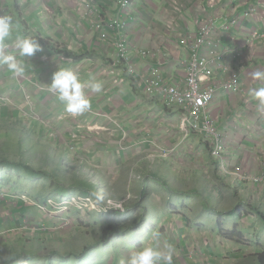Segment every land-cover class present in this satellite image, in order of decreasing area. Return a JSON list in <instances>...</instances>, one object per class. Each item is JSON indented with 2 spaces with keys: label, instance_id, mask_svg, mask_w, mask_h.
I'll list each match as a JSON object with an SVG mask.
<instances>
[{
  "label": "crops",
  "instance_id": "0c3cea01",
  "mask_svg": "<svg viewBox=\"0 0 264 264\" xmlns=\"http://www.w3.org/2000/svg\"><path fill=\"white\" fill-rule=\"evenodd\" d=\"M82 1L0 0V15H12L15 21L9 44L17 35H27L36 37L42 46V51L34 56L21 58L25 61L23 76L14 77L6 67L0 66V100L4 96L14 100V106L0 101V120L19 116L15 127L21 131L28 129L43 142L49 137L56 148L64 147L62 151L69 153L68 142L76 134L80 149L73 156L79 158V163L87 161L99 171L107 168L116 176L125 171L131 176L126 165L134 161L145 162L144 166L150 169L148 159L154 158L150 151H155L156 146L169 147L174 153L185 146L191 163L198 169L185 170L181 175L185 177L184 182L204 176L212 183L222 173L228 177L225 181L232 183L223 191L233 193L229 199L233 208H226L215 192H200L198 186L171 189L175 196L165 191L163 197L169 195V202L157 201L161 203L163 214L159 216L163 220L152 228L162 236L160 245L165 242L174 245L173 264H236V257L250 256L254 252L243 256L241 243L226 238L221 228L234 219L242 236L254 244L257 241L263 244L264 183L245 181L241 177L237 180L224 174L211 156L207 142L203 140L209 154L199 145L202 136L191 134L185 138L181 133L180 111L164 107L160 100L147 98L143 90L152 67H157L161 59L164 81L183 82L189 50L180 44V35H196L202 26L211 24L212 38L221 50L233 53L238 49L243 54L238 65L241 91L236 94L220 88L210 106L224 136L225 162L232 172L258 176L264 162V114L256 111L258 101L250 89L264 87V81L251 78L252 72L264 71V41H256L249 47L248 40L254 32L264 34V0H133L127 11L121 9L120 0H97L99 12L94 15L87 14ZM98 19L119 24L104 39L102 32L93 26ZM120 38L130 49L134 73L127 72L124 63L118 61L116 41ZM139 50L162 52L156 58H144L138 55ZM165 52L170 55L165 57ZM59 67L74 69L82 81L94 77L103 84L100 93L85 89L91 107L79 116L67 113L64 104L48 91L51 76ZM212 74L215 83L223 81L219 67H212ZM28 95L31 104L24 99ZM21 121L23 125H17ZM21 135L14 140L18 141L17 145L25 141ZM207 159L211 164L216 163L218 169L206 162ZM198 182L204 183V180ZM208 200L212 201L208 203ZM1 203L5 207L3 211L0 209L3 227L11 226L13 214L15 224L22 222L15 211L18 207H12L11 201ZM25 206L24 212L36 210L32 205ZM239 207L244 211H238ZM39 216L35 220L52 224ZM208 222L211 232L207 230ZM47 240L55 242L56 238L49 236ZM126 248L118 255L120 264L131 252ZM254 255L264 264V258H259L264 255V249H257ZM105 260L93 264H102ZM110 261L107 258L106 264Z\"/></svg>",
  "mask_w": 264,
  "mask_h": 264
},
{
  "label": "rangeland",
  "instance_id": "374dc122",
  "mask_svg": "<svg viewBox=\"0 0 264 264\" xmlns=\"http://www.w3.org/2000/svg\"><path fill=\"white\" fill-rule=\"evenodd\" d=\"M27 97L24 96L26 102L29 100L28 98H31L30 96ZM1 101L8 106H14L12 103L14 100L9 96L1 97ZM35 112L37 113V111ZM36 117L38 118V115ZM19 119V116L16 118L13 116L11 120H0V159L23 160L36 168L47 169L50 172L57 171L59 174L51 178H30L25 174L18 176L16 170L5 166L0 167V205H3L2 201H11L12 207L21 208L15 209V211L19 213L20 219L21 217L23 219L22 222L19 220L15 224L13 214L10 217L11 226L5 225L4 227V222L0 219V247H2L0 257H7L6 264H93L95 261L100 263L105 258L106 260L102 264L107 263V258L112 260L109 264H120L118 255L121 254L123 247L132 251L139 244L149 241L152 228L155 227L154 224L163 220L159 216L163 214L161 203H157V201L161 199L164 202H169V195L166 197L163 195L166 193L165 191L172 196L177 195L171 190L176 187L183 189L182 186L191 185L190 187L198 186L200 192L203 190L210 194L215 192L217 196L221 197L226 208H233L229 200L233 193L229 194L223 191L228 187L227 184L232 185V183L225 181L228 177L222 173H218V181L215 180L216 182L212 183L209 182V178L204 179V176L195 178L188 183L184 182L185 177L181 175L184 174L185 170L190 167L198 169L191 163L192 159L190 160L188 156L189 149L185 146L176 153H174V149L169 147L156 146L155 151H150V154L154 155L153 159H148L151 163L150 169L148 166H144L145 162L134 161L130 165H126L131 176L127 175L126 171L124 174L119 172L116 176L115 172L110 174L107 168L99 171L87 161L79 163V158L74 156L80 148L74 151L69 150L70 153L64 152L62 151L64 147L58 149L50 144L51 140L48 134H46L47 142L44 141V143L46 142L45 145L49 146L48 151L33 145L34 142L31 139H38L34 133L31 134L27 131L28 129L21 131L14 126L15 123L19 122ZM34 120L36 119L34 118ZM17 125H23V122L21 121ZM49 126L51 127V125ZM21 133L23 137L29 136L30 141H28L27 147L20 149L16 145L18 141L14 142V140L20 138ZM75 140L77 139L71 135L68 143H74ZM203 140L205 139H199V145L202 146L205 153L209 154L207 148L204 147L205 142ZM43 159L44 161H42ZM45 159H50L51 162ZM207 161L211 164L210 160L207 159ZM62 164L64 165L63 168H57ZM211 165L216 170L218 169L216 163ZM9 178L12 181L10 183L5 182ZM78 178L94 180L98 184L99 193L112 197L119 202L125 201L124 211L114 213L112 211H88L85 208L73 206L77 205V199L71 198L72 204H69L71 195L62 197L63 193L56 194L55 189L59 184L74 186L77 184ZM200 179L204 180V183L198 182ZM141 188L144 190L141 191ZM72 194L78 195L75 192ZM134 197L139 198L135 199ZM211 201L208 200V203ZM26 204L32 205L36 210L31 213L26 209L24 212ZM3 206H0L1 211L5 209ZM238 211H244L243 207H239ZM39 215L52 224L46 225L45 222L35 220L40 217ZM206 225L209 227L207 230L211 232L212 227L209 222ZM235 226L239 230V225H236V220L233 219L230 223L222 226L221 233L231 232ZM7 227H12V229H5ZM111 230L112 232L118 231L119 234L115 232L109 244L108 242L101 243L98 247L85 250V247L109 238ZM49 236L56 238L55 242L47 240ZM238 238L239 240L236 238V242L241 243L243 256L250 255V251L255 253L257 249H264V240L263 244L259 241L254 244L248 237ZM160 240H162V236H160ZM254 253L248 257H236V264H261L258 256Z\"/></svg>",
  "mask_w": 264,
  "mask_h": 264
},
{
  "label": "built area",
  "instance_id": "2783aa9c",
  "mask_svg": "<svg viewBox=\"0 0 264 264\" xmlns=\"http://www.w3.org/2000/svg\"><path fill=\"white\" fill-rule=\"evenodd\" d=\"M132 1L120 0L121 9L127 11ZM82 3L87 10V14L94 15L99 12V6L96 4L97 0H83ZM116 24H119L118 21L111 23L98 19L93 26L97 31L102 32V37L105 39L109 35V30L115 28ZM210 25L202 26L196 35H180V44L189 50V58L184 63L186 74L183 82L170 84L164 81L161 72V59L157 67H152L150 75L144 83V94L151 100H160L168 108H177L181 113L179 125L181 133L185 138L191 134L202 136L208 144L211 156L218 161L224 174L237 180L241 177L245 181L264 183V162L262 163L263 171L254 177L236 170L232 172L227 168L224 136L217 120L211 114L210 106L220 88L229 93L237 94L241 91V73L238 65L240 66L243 54L238 49L232 51L233 53L221 50L220 45L212 38ZM259 40L264 41V34L254 32L248 40V46L252 47ZM116 47L118 61L124 63L127 72L134 73L135 68L129 53V47L121 38L116 41ZM160 51L139 50L138 55L144 58H156L160 55ZM164 54L165 57L170 55L168 52ZM214 66L219 67L224 75L221 83H215L213 80L212 67ZM28 99L31 104V99ZM73 137L77 140L69 145L72 151L80 148L78 135L75 134ZM103 196V202L97 203L91 194H72L68 202L72 204L70 199H77V205L73 206L85 208L88 211H112V213L124 211L125 201L119 202L112 197ZM36 205L41 208L38 204Z\"/></svg>",
  "mask_w": 264,
  "mask_h": 264
},
{
  "label": "clouds",
  "instance_id": "9594fccd",
  "mask_svg": "<svg viewBox=\"0 0 264 264\" xmlns=\"http://www.w3.org/2000/svg\"><path fill=\"white\" fill-rule=\"evenodd\" d=\"M14 26L15 21L12 15H0V66L6 67L14 77H19L25 73V61L21 58L34 56L42 51V46L36 37L27 35H17L9 44ZM251 78L254 81H264V71L252 72ZM85 89L100 93L103 90V84L94 77L88 81H82L79 73L72 68L59 67L52 74L51 83L48 84V91L53 93L64 104L66 112L74 117L83 114L91 107ZM250 94L258 101L256 111L264 114V87L250 89ZM92 195L97 203L103 202L102 193L97 192ZM159 238L160 233L153 230L149 241L132 250L121 264H173V256L176 252L174 245L167 242L160 245ZM153 241L156 243L154 244ZM6 261L7 257H0V264H6Z\"/></svg>",
  "mask_w": 264,
  "mask_h": 264
},
{
  "label": "trees",
  "instance_id": "16d2710c",
  "mask_svg": "<svg viewBox=\"0 0 264 264\" xmlns=\"http://www.w3.org/2000/svg\"><path fill=\"white\" fill-rule=\"evenodd\" d=\"M162 105L164 107L168 108L163 102H162ZM11 130H13V128H11ZM31 134H33V133L31 132ZM37 138L38 139H31V141L34 142L33 145L40 146L44 150L46 149L48 151L49 146L44 144L42 138L41 139L39 137H37ZM22 139H24V140L27 139V140H25L24 142H20L18 144V147L20 149H21V147L25 148L28 146V141H30V137L29 136H26V137L22 136ZM50 144H52V143H50ZM26 150H28V149H26ZM45 160L51 162L50 159H45ZM42 161H44V159ZM46 164L49 165L48 162H46ZM4 166L7 168L16 170L17 171L16 173L19 174L18 176H20V174H25L27 177H30V178H51V177H55L59 174L57 171L50 172L47 169L36 168L31 163L24 162L23 160L15 161V160H11L9 158L0 159V167H4ZM63 167H64V165L62 164L60 167H57V168H63ZM9 179H7L5 182L10 183L12 181V179H10V180ZM0 181H1V179H0ZM55 190H56L57 195H59L60 192L63 193L61 195L62 197L72 195L73 192L78 193V194L80 193V195H87V194L97 193L98 192V184L94 180H91L89 178L88 179L78 178L76 185L66 186L64 184H59ZM237 229H238L237 226H235L231 232L225 231L226 233L224 232V236L230 240L236 241V238H237V240H239L238 237H242V234ZM115 232L118 233V231L112 232V230H111V232H110L111 234L109 235V238H107L104 241H100V242L94 243L93 245L87 246V247H85V250L88 251L94 247H98L99 245H101V243H107V242L110 243L113 236L115 235L114 234ZM82 254H80V255H82ZM259 258L262 260L264 258V255L259 256ZM262 263H264L263 260H262Z\"/></svg>",
  "mask_w": 264,
  "mask_h": 264
}]
</instances>
